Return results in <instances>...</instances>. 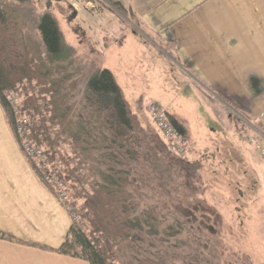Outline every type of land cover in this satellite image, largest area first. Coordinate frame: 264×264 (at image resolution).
<instances>
[{
    "label": "rangeland",
    "instance_id": "rangeland-1",
    "mask_svg": "<svg viewBox=\"0 0 264 264\" xmlns=\"http://www.w3.org/2000/svg\"><path fill=\"white\" fill-rule=\"evenodd\" d=\"M2 1L6 9L9 6L12 18L19 24L17 37L21 35V43L39 55H43L44 49L35 22L44 13L56 21L70 55L63 74L69 75L63 85L70 90L69 104L80 102L84 82L94 71L108 69L131 111L143 126H148L156 134L159 135L147 114V105L156 103L165 112L163 106L167 101L176 107L174 117L184 123L187 131L186 156L170 152L162 137H158L169 158L199 161L201 182L199 186L195 185L196 195L187 198L166 194L154 184L135 183L140 206L155 207L162 229L175 222L181 225V229H175L173 236L165 238V242L150 238V243L149 240L141 243L140 258L147 257L161 264H188L190 259L195 260L193 264H264L263 191L256 182L249 180L251 175H244L245 164L264 166V159L259 158L248 143V137L258 129L254 117L243 113L242 122H238L240 119L230 113L232 119L228 121L227 114L214 109L204 94L199 96L191 89L184 94L163 90L167 80L174 83V89L182 90L184 85L175 87L183 82L182 78L172 71L159 46L149 45L137 34L141 31L140 25L121 2L115 9L104 0H52L49 8L48 0H31L23 4ZM70 5L76 10L74 19H70ZM51 78L56 79V75ZM192 94L194 100L203 101L204 106L198 113ZM19 100L22 98L18 97ZM4 118L0 108V202L7 204L22 220H34L35 228H30L23 236L58 247L70 225L71 215L55 196H43L33 187L32 184L40 179L31 168L30 160L39 163L38 154L24 139L21 129L17 132L21 144L17 142ZM214 119L222 128L220 138L233 143L242 152L243 166L239 165L238 154L228 143L222 145L227 151L226 156L213 159L212 148L216 143L212 139L216 138L210 128L216 129L212 124ZM45 176L53 185L54 178L49 173ZM132 245L135 252L133 247L136 246ZM153 254L157 255L156 259ZM131 255L136 254L131 252ZM118 257L120 263L129 261L127 254L119 253ZM64 261L88 264L71 257H65ZM131 264L134 263L131 261Z\"/></svg>",
    "mask_w": 264,
    "mask_h": 264
},
{
    "label": "trees",
    "instance_id": "trees-1",
    "mask_svg": "<svg viewBox=\"0 0 264 264\" xmlns=\"http://www.w3.org/2000/svg\"><path fill=\"white\" fill-rule=\"evenodd\" d=\"M104 1L120 7L119 0ZM5 7L0 0V108L19 144L18 129L24 131L39 157V163L30 160L31 168L57 199L62 195L72 218L64 240L52 251L88 264H161L140 258L141 243L150 238L165 242L181 225L162 229L155 207L140 206L135 183L194 197L201 182L199 161L168 157L159 135L131 111L108 69L94 71L84 82L80 102L69 104L70 90L63 86L69 75L63 74L70 55L56 21L48 13L37 18L44 49L39 55L21 43L19 24ZM168 119L187 136L181 121ZM45 173L54 178L53 185ZM0 239L20 243L4 233ZM119 253L130 262L120 263Z\"/></svg>",
    "mask_w": 264,
    "mask_h": 264
},
{
    "label": "crops",
    "instance_id": "crops-1",
    "mask_svg": "<svg viewBox=\"0 0 264 264\" xmlns=\"http://www.w3.org/2000/svg\"><path fill=\"white\" fill-rule=\"evenodd\" d=\"M119 2L128 7L140 25L141 31L137 34L149 45L159 46L172 71L182 78L181 84H175V87L184 85L182 90L174 89V83L169 80L163 90L184 94L191 89L199 96L204 94L214 109L227 114L228 121L232 119L230 113L240 119L243 113L256 117L264 111V0ZM191 99L198 113L204 106L203 101L194 100L193 94ZM164 104L167 116L175 118L173 102ZM212 124L216 128H210L216 138L212 139L216 143L212 148L213 159L226 156L222 145L228 143L237 152L239 165L243 166L242 152L220 138L222 128L216 119ZM245 165L244 175H251L249 180L258 184L264 201V166ZM32 185L43 196L54 197L40 181ZM35 224L34 220H22L7 204L0 202V233L20 241L0 239V264H69L64 261L65 256L52 251L60 245L51 247L31 236H23L30 228H35Z\"/></svg>",
    "mask_w": 264,
    "mask_h": 264
},
{
    "label": "built area",
    "instance_id": "built-area-1",
    "mask_svg": "<svg viewBox=\"0 0 264 264\" xmlns=\"http://www.w3.org/2000/svg\"><path fill=\"white\" fill-rule=\"evenodd\" d=\"M146 111L168 150L177 156L185 157L189 145L188 138L181 135L172 126L166 112L156 103H149ZM254 120L258 129L254 130V134L248 137V143L254 147L258 157L264 159V111L254 117ZM63 201L61 195L60 202L62 203Z\"/></svg>",
    "mask_w": 264,
    "mask_h": 264
},
{
    "label": "water",
    "instance_id": "water-1",
    "mask_svg": "<svg viewBox=\"0 0 264 264\" xmlns=\"http://www.w3.org/2000/svg\"><path fill=\"white\" fill-rule=\"evenodd\" d=\"M52 0H48V3H47V7L49 8L50 7V2H51ZM55 1H58V0H55ZM69 9L70 10H72V14H71V17H70V19H74L75 18V16H76V10L73 8V6H69Z\"/></svg>",
    "mask_w": 264,
    "mask_h": 264
}]
</instances>
